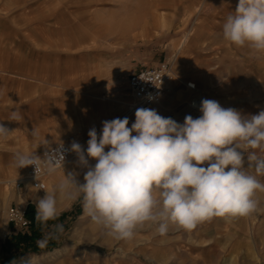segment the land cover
Masks as SVG:
<instances>
[{
	"label": "rangeland",
	"instance_id": "1",
	"mask_svg": "<svg viewBox=\"0 0 264 264\" xmlns=\"http://www.w3.org/2000/svg\"><path fill=\"white\" fill-rule=\"evenodd\" d=\"M238 3L0 0V124L9 130L0 137V179L27 172L28 167H16L17 153L37 155L58 142L70 147L78 142L86 153L90 129L95 127L99 136L103 121L125 117L132 102L127 77L140 67L171 65L173 77L149 109L178 123L187 115H202L191 105L194 99L199 105L203 99L216 100L243 118L259 114L264 110V51L235 46L223 35V24ZM190 81L191 89L186 86ZM13 113L20 119L12 120ZM130 118L129 127L135 112ZM70 161L76 179L84 183L87 168L78 165L77 155ZM95 163L89 159V165ZM258 179L264 183V176ZM58 182L46 183L44 191L19 182L21 200L16 193L7 205L0 199V230H5L0 264H264V192H257V210L247 217H213L191 231L170 225L164 236L156 225L144 226L131 240H116L84 213L82 197L68 202L58 192L60 215L34 231L26 211L36 213V197L52 193ZM11 207L24 209L28 227L8 220ZM56 224H63V234L39 247L37 241L54 232ZM25 235L39 248L6 245Z\"/></svg>",
	"mask_w": 264,
	"mask_h": 264
},
{
	"label": "clouds",
	"instance_id": "2",
	"mask_svg": "<svg viewBox=\"0 0 264 264\" xmlns=\"http://www.w3.org/2000/svg\"><path fill=\"white\" fill-rule=\"evenodd\" d=\"M223 35L235 46L264 51V0H239L223 24ZM199 110L202 115H187L181 124L154 109L138 108L131 127L124 117L103 121L99 136L95 127L90 129L86 153L78 142L71 145L78 165L87 168L85 182H78V173L64 172L53 192L36 202L35 220L46 226L58 218L57 192L68 202L82 197L84 213L116 240H131L144 226L156 225L164 236L170 225L191 231L213 217L254 213L256 194L264 192L258 179L264 176V155L255 151L264 153V110L243 118L212 99H203ZM18 119L13 113L12 120ZM8 134L0 124V137ZM62 149V144L49 149L43 158L17 153L16 167L34 166L36 176L53 175L63 169ZM89 159L96 163L89 165ZM63 232V224H56L37 245L43 248Z\"/></svg>",
	"mask_w": 264,
	"mask_h": 264
},
{
	"label": "built area",
	"instance_id": "3",
	"mask_svg": "<svg viewBox=\"0 0 264 264\" xmlns=\"http://www.w3.org/2000/svg\"><path fill=\"white\" fill-rule=\"evenodd\" d=\"M172 67L168 62L159 63L156 66L140 67L131 72L127 77V85L131 93L132 102L129 104L125 117L130 118V114L136 111L138 108H150L153 103H157L162 97L166 83L172 78ZM191 81L186 83V86L190 89L193 88ZM195 101L191 102V105H196ZM63 145L62 151L64 152V162L70 157L72 151L71 147L64 143L58 142L45 149H42L37 155L43 158L46 151L49 149H57L60 145ZM63 162V163H64ZM46 174L40 172L36 176L34 166H28L27 172L24 175V179L27 180V185H30L32 189L36 191H42L46 188V182L44 177ZM21 183H23L21 181ZM25 184V183H24ZM8 220L15 226L20 228H26L29 225V220L24 215V209L18 211V208H9Z\"/></svg>",
	"mask_w": 264,
	"mask_h": 264
},
{
	"label": "bare ground",
	"instance_id": "4",
	"mask_svg": "<svg viewBox=\"0 0 264 264\" xmlns=\"http://www.w3.org/2000/svg\"><path fill=\"white\" fill-rule=\"evenodd\" d=\"M75 155L76 154L74 152H72L70 157L67 159V161L63 163L64 171L66 170L67 167H69V165L71 163L70 160L73 159L75 157ZM69 161H70V163H69ZM63 169L62 168L58 169V171L55 174H53V175H46L44 177L45 182L49 183L50 181H55L56 179L59 180L60 175H62V173L64 172ZM25 174H26V172H25ZM24 175H23V177H15V174H13V176L11 175L13 178L9 177V178H5V179H0V199H1V201L3 203H5V205H7L6 202L8 201V199H10V196H12L11 193H16L17 196H19V200H21V197H20L19 190H18L17 186H18V183L21 182V181L23 183H25V185L27 184V180L24 179ZM42 191H44V190H42ZM45 195H46V192H42L40 195H38L36 197L35 202H37L40 198H43ZM59 203L60 202H58V208H60V206H61V204H59ZM5 205L3 207H1L2 208L3 217L4 216L6 217V215H7L6 214L7 211H6ZM18 211H21V208ZM4 231L5 230H2V231L0 230V234L3 235Z\"/></svg>",
	"mask_w": 264,
	"mask_h": 264
},
{
	"label": "trees",
	"instance_id": "5",
	"mask_svg": "<svg viewBox=\"0 0 264 264\" xmlns=\"http://www.w3.org/2000/svg\"><path fill=\"white\" fill-rule=\"evenodd\" d=\"M27 217H30L31 222H32V228L34 231L39 230L40 228V223L35 220V213L32 212L30 209H27L26 214ZM32 238L28 236H20V237H15V238H10L9 241H7V246L8 248H12L13 246H16L22 250L26 249H38L39 247H34Z\"/></svg>",
	"mask_w": 264,
	"mask_h": 264
},
{
	"label": "crops",
	"instance_id": "6",
	"mask_svg": "<svg viewBox=\"0 0 264 264\" xmlns=\"http://www.w3.org/2000/svg\"><path fill=\"white\" fill-rule=\"evenodd\" d=\"M153 20H154V22H156L157 20H158V17L157 16H154L153 17ZM147 23H149V22H145L144 23V25L142 26L143 27V29H145V27H146V25H147ZM195 87V86H194ZM170 88H171V86H170ZM186 95H182V97L184 98ZM194 103L196 104V105H199L200 104V102H199V100L198 99H194ZM201 106V105H200ZM131 118H129V120H130ZM135 121V118H134V120H133V122ZM45 143H46V141H45ZM84 147L85 146H82V148L84 149ZM73 167H74V163H70V165H69V167H67L66 168V170L64 171L65 172V175H67L68 173H70V172H72V169H73ZM64 172L62 173V175H60V177H59V181L64 177ZM59 183V182H58ZM58 185V184H57Z\"/></svg>",
	"mask_w": 264,
	"mask_h": 264
}]
</instances>
